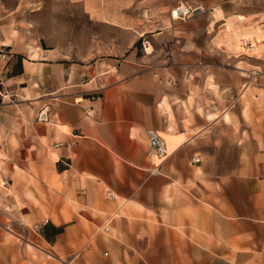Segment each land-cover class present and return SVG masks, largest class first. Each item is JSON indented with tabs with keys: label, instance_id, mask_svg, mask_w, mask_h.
<instances>
[{
	"label": "crops",
	"instance_id": "obj_1",
	"mask_svg": "<svg viewBox=\"0 0 264 264\" xmlns=\"http://www.w3.org/2000/svg\"><path fill=\"white\" fill-rule=\"evenodd\" d=\"M155 1L67 0L119 31H129L130 4ZM4 11L0 264H264L258 65L242 69L211 47L207 29L175 27L155 31L173 37L165 66L142 65L133 51L88 64L30 57ZM243 36L230 34L235 47ZM215 54L223 64L210 62ZM40 112L47 122L35 121ZM148 130L166 142L162 161L146 155Z\"/></svg>",
	"mask_w": 264,
	"mask_h": 264
},
{
	"label": "rangeland",
	"instance_id": "obj_2",
	"mask_svg": "<svg viewBox=\"0 0 264 264\" xmlns=\"http://www.w3.org/2000/svg\"><path fill=\"white\" fill-rule=\"evenodd\" d=\"M155 2L147 3L146 6L130 4L124 21L129 31H119L101 22H90L78 6L67 0H0L3 9L8 11L4 12L9 14L10 26L23 31L24 35L19 40H23L26 50L31 52L30 57H35L36 53L43 50L50 58L73 64H88L121 60L129 51H133L136 55L132 59L142 65L165 66L173 60V37H155V31L173 27L191 31L207 29L211 47L223 49L228 58L236 57L242 61L238 65L242 69L258 65L257 71L264 72V64H260L264 63V0H176L175 4L173 0ZM181 5L193 10L201 8L203 11L197 16L195 11L191 12L184 21L176 20L171 13ZM216 9L220 10L221 16L220 20L213 22ZM138 32H145V35L137 37ZM238 32L245 33L247 40L235 47L230 34ZM194 39L198 43L203 40L201 36ZM149 46L151 49L147 50ZM218 56H210V62L213 60L216 64H223L218 61ZM256 60L258 64H254ZM241 76L245 78L246 75L243 72ZM1 192L5 194L6 191L1 189Z\"/></svg>",
	"mask_w": 264,
	"mask_h": 264
},
{
	"label": "built area",
	"instance_id": "obj_3",
	"mask_svg": "<svg viewBox=\"0 0 264 264\" xmlns=\"http://www.w3.org/2000/svg\"><path fill=\"white\" fill-rule=\"evenodd\" d=\"M195 11V16L202 13V9H195L193 10L189 6H178L176 8V15L173 17L176 20L184 21L185 18L191 13ZM36 122H47V116L43 112H40L37 117L35 118ZM146 155L149 159L155 160V161H162L164 160L167 155V146L165 140L159 135V132L156 130H148L147 131V149H146ZM198 160H195V163H197ZM0 205L6 202V195L2 194L1 189L4 190V182L1 180L0 183ZM46 221H44L45 223ZM40 225H33L32 231L37 232L39 230ZM104 231H107V228H104Z\"/></svg>",
	"mask_w": 264,
	"mask_h": 264
},
{
	"label": "bare ground",
	"instance_id": "obj_4",
	"mask_svg": "<svg viewBox=\"0 0 264 264\" xmlns=\"http://www.w3.org/2000/svg\"><path fill=\"white\" fill-rule=\"evenodd\" d=\"M171 14H172L173 17H175V15H176V9H174ZM238 36H240V34H236L235 35L236 38H238ZM243 37L245 38L246 36H243Z\"/></svg>",
	"mask_w": 264,
	"mask_h": 264
}]
</instances>
